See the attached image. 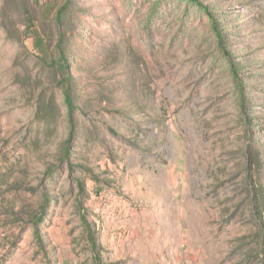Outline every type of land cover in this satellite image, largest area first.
<instances>
[{"label": "rangeland", "instance_id": "374dc122", "mask_svg": "<svg viewBox=\"0 0 264 264\" xmlns=\"http://www.w3.org/2000/svg\"><path fill=\"white\" fill-rule=\"evenodd\" d=\"M198 1L0 0V264H264V0Z\"/></svg>", "mask_w": 264, "mask_h": 264}, {"label": "trees", "instance_id": "16d2710c", "mask_svg": "<svg viewBox=\"0 0 264 264\" xmlns=\"http://www.w3.org/2000/svg\"><path fill=\"white\" fill-rule=\"evenodd\" d=\"M199 5H202L198 0H196ZM206 9V8H205ZM210 16H211V20H212V23H213V26H214V30L217 32L218 34V38H219V43L222 45V39H221V36L219 35V32H218V26L216 25V22H215V19L214 17H212V13H210V11H208ZM231 71L235 77V79L237 80V85H238V91H239V98H240V104L241 106L243 107V101H244V88L242 86V83L240 82L239 80V76L236 72V69H235V66L233 65V63L231 64ZM64 98H65V102L68 106V109H69V113L70 114H73L74 112V108L72 106V100H71V96L69 94V92L66 90L64 91ZM81 187V185H80ZM257 194H255L254 196V201H255V205H254V212L255 214H262L264 212V196L262 195L261 191H256ZM83 221L86 225H88V221L85 217H83ZM92 246L94 247L95 246V243L94 241H92Z\"/></svg>", "mask_w": 264, "mask_h": 264}]
</instances>
